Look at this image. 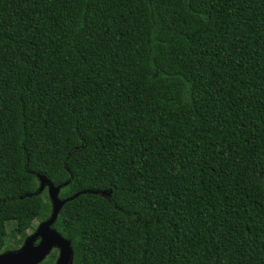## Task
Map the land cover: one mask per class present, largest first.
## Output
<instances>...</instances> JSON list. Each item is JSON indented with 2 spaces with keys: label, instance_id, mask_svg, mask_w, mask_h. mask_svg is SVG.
<instances>
[{
  "label": "trees",
  "instance_id": "16d2710c",
  "mask_svg": "<svg viewBox=\"0 0 264 264\" xmlns=\"http://www.w3.org/2000/svg\"><path fill=\"white\" fill-rule=\"evenodd\" d=\"M39 174L73 264H264V0H0V253Z\"/></svg>",
  "mask_w": 264,
  "mask_h": 264
},
{
  "label": "water",
  "instance_id": "95a60500",
  "mask_svg": "<svg viewBox=\"0 0 264 264\" xmlns=\"http://www.w3.org/2000/svg\"><path fill=\"white\" fill-rule=\"evenodd\" d=\"M41 181L38 192L48 189V194L53 204V210L50 217L41 222L36 231L26 238L24 244L15 250H7L0 253V264H38L45 260L50 253L57 248L58 257L55 264H73L74 251L71 241L54 228V224L58 219L59 213L64 204L80 195H75L62 199L59 197L60 190L63 185L56 186L46 176L39 174ZM85 192V191H84ZM92 193H98L92 191ZM107 192L104 191L103 195Z\"/></svg>",
  "mask_w": 264,
  "mask_h": 264
},
{
  "label": "rangeland",
  "instance_id": "374dc122",
  "mask_svg": "<svg viewBox=\"0 0 264 264\" xmlns=\"http://www.w3.org/2000/svg\"><path fill=\"white\" fill-rule=\"evenodd\" d=\"M39 222L40 221H37V220H35V225L36 226H38L39 225ZM11 229V228H10ZM9 229V230H10ZM11 231V230H10ZM34 232V230L33 229H30L29 231H28V234H27V237H29L30 235H32V233ZM26 237V238H27ZM26 238H25V240H26ZM12 239H14V234L11 232V234H10V240H11V244L10 245H7V247H4L2 250H1V252H5V251H7V250H13V249H16V247H15V244L12 242Z\"/></svg>",
  "mask_w": 264,
  "mask_h": 264
},
{
  "label": "flooded vegetation",
  "instance_id": "af4514ba",
  "mask_svg": "<svg viewBox=\"0 0 264 264\" xmlns=\"http://www.w3.org/2000/svg\"><path fill=\"white\" fill-rule=\"evenodd\" d=\"M41 222H43V221H41ZM41 222H39V224H40ZM37 227H38V226H36L35 229H33L34 232L36 231ZM34 232H33V233H34ZM33 233H32V234H33ZM17 249H18V248H17ZM55 249H57V248H55ZM13 250H15V249H13ZM57 250H58V249H57Z\"/></svg>",
  "mask_w": 264,
  "mask_h": 264
}]
</instances>
